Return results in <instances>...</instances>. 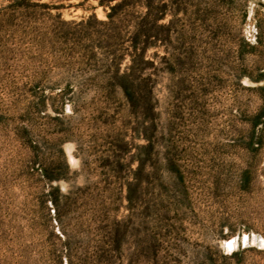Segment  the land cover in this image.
Returning <instances> with one entry per match:
<instances>
[{
	"label": "rangeland",
	"instance_id": "obj_1",
	"mask_svg": "<svg viewBox=\"0 0 264 264\" xmlns=\"http://www.w3.org/2000/svg\"><path fill=\"white\" fill-rule=\"evenodd\" d=\"M80 1L0 0V264H264V0Z\"/></svg>",
	"mask_w": 264,
	"mask_h": 264
},
{
	"label": "trees",
	"instance_id": "obj_2",
	"mask_svg": "<svg viewBox=\"0 0 264 264\" xmlns=\"http://www.w3.org/2000/svg\"><path fill=\"white\" fill-rule=\"evenodd\" d=\"M90 0H81L77 5L83 6L85 3L89 2ZM95 2V5H90L89 9L95 10L98 7H101L105 13V20H97L101 30L99 31L101 36L106 37V39H112L117 40L126 35V31L124 32V29L122 26H124L125 17L128 14L129 8H134L138 6L141 2V0H92ZM146 6L149 8V12L146 15V22L145 21H136L134 24V41H139L141 37H144V41H149L150 38L153 36L152 34V27L161 19L165 18L167 13V5L162 4L157 7V5H154V0H145ZM16 5L18 7H22L25 3V0H15ZM90 18L96 19L95 13H91L87 20ZM82 24V22H81ZM125 33V34H124ZM124 52H119V55H114L115 59H113L112 64L110 66H113V70L107 74L106 79L112 83H114L115 87H106L104 90H114L119 89L121 94L124 98H131L136 94V89L131 88V86L128 84V75L125 71H122L120 69V64L122 63V60L125 58ZM132 59L134 62L141 63L147 61L145 59V55L142 53H135L132 56ZM108 91V90H107ZM145 96L146 98L150 97V91L148 89L145 90ZM264 108V107H262ZM262 113L260 112L257 114V122L261 118ZM259 123V122H258ZM42 174L46 178L47 181H57L62 178L61 175L55 174L51 171V169L48 167L42 169ZM58 187L57 186H51L50 192H49V198L53 202V204L58 207ZM54 193H56L54 195ZM119 245L116 246H110L109 250L114 251L118 248ZM102 251L95 253L94 256L97 257V259H101L103 255H105Z\"/></svg>",
	"mask_w": 264,
	"mask_h": 264
},
{
	"label": "bare ground",
	"instance_id": "obj_3",
	"mask_svg": "<svg viewBox=\"0 0 264 264\" xmlns=\"http://www.w3.org/2000/svg\"><path fill=\"white\" fill-rule=\"evenodd\" d=\"M250 241L249 236L245 235L242 239H241V243H243L244 245L247 244ZM252 242H255V237L251 238ZM240 244V238L236 239L233 238L230 241H228L226 243L227 247L231 250L234 249L235 247H237Z\"/></svg>",
	"mask_w": 264,
	"mask_h": 264
}]
</instances>
